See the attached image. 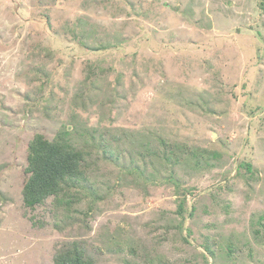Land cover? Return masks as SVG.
Here are the masks:
<instances>
[{
	"label": "rangeland",
	"instance_id": "obj_1",
	"mask_svg": "<svg viewBox=\"0 0 264 264\" xmlns=\"http://www.w3.org/2000/svg\"><path fill=\"white\" fill-rule=\"evenodd\" d=\"M64 130L87 187L27 207L28 143ZM166 144L194 157L148 152ZM74 242L95 264H264V0H0V264Z\"/></svg>",
	"mask_w": 264,
	"mask_h": 264
},
{
	"label": "trees",
	"instance_id": "obj_2",
	"mask_svg": "<svg viewBox=\"0 0 264 264\" xmlns=\"http://www.w3.org/2000/svg\"><path fill=\"white\" fill-rule=\"evenodd\" d=\"M177 149V151L175 150ZM148 152L153 156L162 158L164 164H173L170 156L175 158H186L180 153L188 152L194 157V151L184 145L166 144L164 147L154 150L148 148ZM108 152L110 161L119 163L123 158L116 150L105 149ZM182 151V152H181ZM116 155L117 157H114ZM88 155L85 148H77L70 138V131L59 132L55 139H48L42 133H36L28 143L27 164L23 171L25 174L22 187L23 201L27 207L35 208L44 203L49 197H60L69 191L78 192L79 188H86L88 182ZM195 164H199L198 159H194ZM132 169L142 174L140 166L134 163L131 158ZM250 167V164H247ZM131 167V166H130ZM170 181L175 183L178 189L180 185L174 174H170ZM187 196H181L178 213L183 214ZM52 264H95L93 259L87 256L86 249L79 242H74L70 247L57 252Z\"/></svg>",
	"mask_w": 264,
	"mask_h": 264
}]
</instances>
